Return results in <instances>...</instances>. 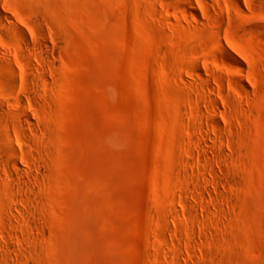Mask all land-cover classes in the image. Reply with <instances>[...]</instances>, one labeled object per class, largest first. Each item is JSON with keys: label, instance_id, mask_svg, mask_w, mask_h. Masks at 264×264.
I'll return each instance as SVG.
<instances>
[{"label": "rangeland", "instance_id": "1", "mask_svg": "<svg viewBox=\"0 0 264 264\" xmlns=\"http://www.w3.org/2000/svg\"><path fill=\"white\" fill-rule=\"evenodd\" d=\"M0 264H264V0H0Z\"/></svg>", "mask_w": 264, "mask_h": 264}]
</instances>
